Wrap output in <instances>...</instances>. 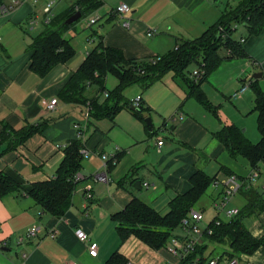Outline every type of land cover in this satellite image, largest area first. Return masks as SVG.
I'll list each match as a JSON object with an SVG mask.
<instances>
[{"label": "crops", "instance_id": "obj_1", "mask_svg": "<svg viewBox=\"0 0 264 264\" xmlns=\"http://www.w3.org/2000/svg\"><path fill=\"white\" fill-rule=\"evenodd\" d=\"M45 1L19 0L8 11L0 12V173L14 184L0 194V264H64L66 260L106 264L114 252L119 259L113 264H179L182 257L169 249V239L155 248L133 233L122 238L113 214L133 197L165 213L169 200L190 187L189 178L197 169L224 180L228 175L220 166L226 165L237 176L245 177L244 181L238 177L245 184L230 198L231 206L245 207L248 189L259 192L264 201V162L258 164L253 180L247 178L251 167L244 159H239L241 167L224 157L223 163H217L218 154L226 151L213 134L223 125L234 124L243 128L250 140L259 138L253 91L248 86L236 97L231 95L252 79H258L264 89V26L242 37L245 55L222 58L193 86L168 69L145 84L138 80L123 87L115 101L94 86L88 87L86 94L96 96L99 106L89 114L78 136L75 124L82 119L83 105L71 101L64 88L98 40L120 49L125 59L163 56L175 48L177 41L198 37L237 2L228 6V2L222 5L217 0H99L82 16L98 14V26L91 28L84 20L80 26L86 31L76 35L73 24L81 15L68 22L72 24L63 37L71 45L72 54L40 74L30 66L34 37L46 29L50 18L63 17L76 0L66 5L55 0L49 14L43 9ZM121 2L127 3L130 10L118 14L114 9ZM10 3L11 0H2L0 7ZM124 20L127 25L122 24ZM90 43L93 46L89 47ZM225 53L221 48L219 54ZM189 65L193 67L185 75L188 80L193 70L203 71L201 65ZM258 71L261 76L252 78ZM117 85V77L107 73L106 88L114 90ZM137 95L148 107L140 117L134 114L131 103ZM50 98H56L57 103L54 109L47 110L43 101ZM111 102L118 104L112 114L105 110ZM160 138L163 142L158 146ZM74 139H79L89 153L84 156L82 146L79 148L80 178L68 208L57 216L43 211L28 190L34 182L55 175L66 145ZM104 170L107 181L92 177ZM221 188L210 184L196 201L198 207L194 204L202 213L201 221L205 220L202 227L216 215L212 202ZM207 212L209 216L204 217ZM219 215L226 218L221 212ZM243 221L254 237L264 238V206L246 214ZM32 226L38 228L36 233L25 236ZM77 228L97 243L95 255L89 254L86 241L77 238ZM175 234L181 238L186 232L179 227ZM204 242L200 236L197 243ZM215 250V244L208 242L202 261L192 264H206L215 256L226 264L232 257L237 264H264V242L252 253L232 257L225 254L227 245Z\"/></svg>", "mask_w": 264, "mask_h": 264}, {"label": "trees", "instance_id": "obj_2", "mask_svg": "<svg viewBox=\"0 0 264 264\" xmlns=\"http://www.w3.org/2000/svg\"><path fill=\"white\" fill-rule=\"evenodd\" d=\"M74 4L77 6L74 7ZM74 4L60 19L50 18L46 29L34 37L30 66L36 72L43 74L57 62L65 61L70 57L73 49L63 37V32L72 23H65V18L74 12L75 8L82 17L89 13L91 7L99 4V0H76ZM237 22L244 23L247 34L257 33L264 26V0H237V5L222 13L217 22L198 37L177 41L175 48L163 56L125 59L120 49L105 46L98 40L68 79L64 93L73 102L88 104L90 114H94L93 110L99 104L96 96L89 97L86 94V89L90 86H94L99 93L107 92L106 98L115 101L123 87L138 80H143L145 84L168 69L184 77L185 81L193 86L194 82L202 81L222 58L246 54L241 47V39L244 37L232 36L234 24ZM221 48L226 51L223 56L219 54ZM190 63L197 65L203 63L201 65L203 71L197 78L191 74L192 78L188 80L185 75L189 72ZM107 73L114 74L118 79V85L114 90H108L105 86ZM249 88L254 93L253 110L256 112L258 140L251 141L241 128L234 124L223 125L213 134L229 156H242L250 167H255L258 162L264 161V89L260 87L258 79H252ZM125 105L124 103L123 106ZM117 107L118 104L111 102V105L109 103L105 105V110L112 114ZM144 110H148V107L144 106L140 99L139 105L134 106L133 112L140 117ZM81 146L79 139L70 141L64 149V158L57 167L55 175L47 180L34 182L28 190V194L35 199L43 211L59 216L68 208L73 188L78 180L74 176L80 167ZM220 169L228 176L234 174V171L226 165H221ZM238 177L245 180V177ZM216 179H218L216 174L210 175L197 169L189 178L190 187L169 200L168 210L165 213H160L139 198L133 197L123 209L113 214L118 222L121 237L133 233L155 248L165 245L171 236L180 238L175 234V230L181 227L182 217L194 208L199 197ZM13 185L9 177L0 173V194L7 192ZM247 196V205L239 208L235 215L222 218L218 215L222 211H219L207 225L200 226L201 236L206 243H196L194 249L180 259L179 264L202 261L208 242L225 243L228 249L225 254L229 257L237 253H252L262 244L264 238L254 237L248 231L243 218L250 212L261 210L264 201L261 200L263 199L261 194L255 190L248 189ZM118 259L119 255L114 252L106 264H113Z\"/></svg>", "mask_w": 264, "mask_h": 264}, {"label": "built area", "instance_id": "obj_3", "mask_svg": "<svg viewBox=\"0 0 264 264\" xmlns=\"http://www.w3.org/2000/svg\"><path fill=\"white\" fill-rule=\"evenodd\" d=\"M36 1V0H33ZM55 0H46L44 3V11L46 13L49 14L51 7L53 5ZM19 2V0H11V3L9 5H2L0 7V12H6L8 11L13 5H16ZM115 12L118 14L127 12L130 10V6L127 3L121 2L120 4H118L115 7ZM99 15L98 14H91L88 16L87 20L85 21L87 25H91L93 23H95L98 19H99ZM49 18L46 17V20ZM123 25H127L128 22L127 20H124ZM242 40V39H241ZM201 71L196 69L192 71V75L194 77H199L200 76ZM249 83H245L242 84L237 90H235L232 93V97H236L239 93L243 92L246 88H248ZM105 94L107 95V92H105ZM141 99L140 95H137L135 98H133L132 103L134 104V106H138L139 105V101ZM57 100L56 98H50L48 100H44L43 104H44V108L47 110H52L54 109V107L56 106ZM83 116L80 122H76L75 126H76V130H77V135L81 136L83 133V127L86 125L87 123V118L90 114V106L88 104L83 105ZM163 142V139L160 138L159 140H157V145H161ZM81 153L86 156L89 153V150L85 147L82 146L81 147ZM103 158H106L105 155L102 156ZM259 171L258 165L253 167L251 169V171L249 172L247 178L250 179H255L257 172ZM92 177L96 180H100V181H107L108 180V176L106 174V171H100V172H95ZM75 179H79L80 175L78 173L75 174L74 176ZM246 178V179H247ZM215 185H221L222 189L220 192V196L217 198L216 202H215V208L218 211H222L225 216H233L235 215L239 208L236 206H229L228 202L230 200V198L233 196L234 193L237 192L238 188H240V186L242 185L241 179H239L237 176L231 174L229 176H227V178H225L224 180H218L216 179L214 181ZM263 184H264V180H263ZM87 189H89V187H87ZM87 196H89L88 190H87ZM202 218V213L200 210L198 209H191L188 211V213L182 217L181 221H180V225L183 228V230L186 232V235L181 239L177 236H171L169 238V249L179 255L180 257L185 256L188 252L192 251L198 241V238L201 236V227L199 226V222L201 221ZM38 228L36 226H32L31 228H29L26 232H25V236L29 237L32 236L36 233V230ZM76 236L79 240L81 241H86L87 245H88V252L90 255H95L96 251H97V243L94 240H91L88 236L87 233H85L83 230H81L80 228H77L75 230ZM22 240V237L20 236L18 238V241L20 242ZM229 264H237V259L235 257H232L228 260ZM64 264H79L77 261L74 260H66L64 262ZM127 264H132L131 262H128ZM206 264H226V263H222L220 261V258L215 256V257H211L207 260ZM244 264H256L252 261H246Z\"/></svg>", "mask_w": 264, "mask_h": 264}, {"label": "rangeland", "instance_id": "obj_4", "mask_svg": "<svg viewBox=\"0 0 264 264\" xmlns=\"http://www.w3.org/2000/svg\"><path fill=\"white\" fill-rule=\"evenodd\" d=\"M68 1L69 0H60V2H59V4L60 5H66L67 3H68ZM217 2H219L220 4H222V5H224L225 4V2H228V6H234L235 4H236V2H237V0H217ZM96 14V13H95ZM87 18L88 17H82V18H80L79 20H77V21H75V23L73 24V26H75V29H74V31H72L73 33H76V35H79V34H81L82 32H85L86 31V29H83L81 26H80V23L83 21L84 22V20L86 21L87 20ZM99 20L100 19H98L95 23H93V24H91V28H96L97 26H98V23H99ZM88 31V30H87ZM232 36L234 37V38H239V37H241V36H243V37H245V36H247V31H246V28H245V25H244V23L243 22H237L236 23V27H235V29L233 30V32H232ZM91 46H93V44L92 43H90L89 44V47H91ZM193 67V65H189L188 66V69H191ZM109 78H111V80H114L113 79V77L112 76H109ZM108 85H110L109 83H108ZM250 133V132H249ZM249 133H247V135H250ZM248 137V136H247ZM252 137V136H251ZM249 139H251L250 137H248ZM252 141V140H251ZM255 141V140H254ZM222 157H224V158H226V159H229V160H231V162H233V163H235L236 165H238V166H240L241 167V165H240V160L239 159H244L242 156H237V157H231V158H229L228 157V155H227V153L226 152H224L223 151V154H222V152H220L219 154H218V158H216L215 159V161L217 162V163H223L222 162ZM228 157V158H227ZM245 160V159H244ZM211 161H214V159H212ZM260 162H264V161H260ZM260 162H258V164L260 163ZM213 163L211 162V165H212ZM257 164V165H258ZM253 167H251V169H252ZM209 172L210 173H213L214 172V169H212V168H210V170H209ZM219 173V172H218ZM219 175H221V174H219ZM234 175V174H233ZM235 176H237L236 174H235ZM238 177V176H237ZM219 180V179H218ZM214 181L215 180H213L212 181V183H211V185H215L214 184ZM222 187V186H221ZM211 188V186L208 188V189H210ZM222 189V188H221ZM239 189V188H238ZM220 196V193H219V195L215 198V199H213V205H214V209H215V211H216V214H218L219 213V211L215 208V202H216V200H217V198ZM208 198V197H207ZM200 202V201H199ZM229 206H230V200H229V204H228ZM195 206L196 207H198V203H196L195 204ZM196 207H194L193 209H198V210H200L199 208H196ZM209 214H210V212H207V213H204V217H208L209 216ZM221 214H223L222 212H221ZM219 215V214H218ZM206 219V218H205ZM204 223H205V220L203 219L201 222H199V226H203L204 225ZM215 244V249L216 250H218V249H222V248H224V246H226V244L225 243H214ZM215 250V251H216Z\"/></svg>", "mask_w": 264, "mask_h": 264}, {"label": "water", "instance_id": "obj_5", "mask_svg": "<svg viewBox=\"0 0 264 264\" xmlns=\"http://www.w3.org/2000/svg\"><path fill=\"white\" fill-rule=\"evenodd\" d=\"M80 15V12L79 11H76L74 13H72L70 16H68L65 20V22H71L73 20H75L78 16ZM262 74L261 71H258V72H255L251 75L252 78H257V77H260ZM242 131H243V128H242ZM136 183H138V180L136 181Z\"/></svg>", "mask_w": 264, "mask_h": 264}]
</instances>
